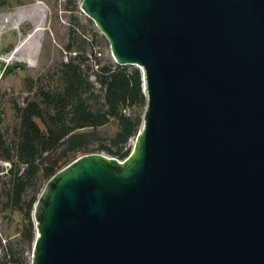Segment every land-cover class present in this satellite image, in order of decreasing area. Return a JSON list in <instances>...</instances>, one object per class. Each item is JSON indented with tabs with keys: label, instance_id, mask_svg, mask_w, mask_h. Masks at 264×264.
<instances>
[{
	"label": "water",
	"instance_id": "obj_1",
	"mask_svg": "<svg viewBox=\"0 0 264 264\" xmlns=\"http://www.w3.org/2000/svg\"><path fill=\"white\" fill-rule=\"evenodd\" d=\"M79 10L146 105L124 159L83 154L46 182L30 264H264V0Z\"/></svg>",
	"mask_w": 264,
	"mask_h": 264
},
{
	"label": "trees",
	"instance_id": "obj_2",
	"mask_svg": "<svg viewBox=\"0 0 264 264\" xmlns=\"http://www.w3.org/2000/svg\"><path fill=\"white\" fill-rule=\"evenodd\" d=\"M60 1L70 14L66 59L23 78L25 94L11 100V118L0 95V161L9 162L0 169V212L20 215L23 239L13 246L0 238V264H30L33 205L53 174L83 154L124 159L142 123L146 96L139 69L103 60V36L78 15V0Z\"/></svg>",
	"mask_w": 264,
	"mask_h": 264
},
{
	"label": "rangeland",
	"instance_id": "obj_3",
	"mask_svg": "<svg viewBox=\"0 0 264 264\" xmlns=\"http://www.w3.org/2000/svg\"><path fill=\"white\" fill-rule=\"evenodd\" d=\"M78 15L81 18L85 16L81 11ZM69 17L60 0H0V53L9 56L16 51L13 60L24 59L22 69L0 77V95L7 118L13 115L11 100H20V96L25 94L23 78L44 73L63 59ZM99 45L101 58L113 60L104 36ZM105 130L112 132L113 126H106ZM132 142L133 138L128 142L130 150ZM0 169L5 170L1 164ZM21 226V218L16 211L0 212L1 242L20 245L23 241Z\"/></svg>",
	"mask_w": 264,
	"mask_h": 264
},
{
	"label": "built area",
	"instance_id": "obj_4",
	"mask_svg": "<svg viewBox=\"0 0 264 264\" xmlns=\"http://www.w3.org/2000/svg\"><path fill=\"white\" fill-rule=\"evenodd\" d=\"M13 52L9 55V56H5L2 53H0V61H3L5 64H9L11 62H13V56H12ZM63 59H66V53L63 57ZM114 61V60H113ZM28 63V62H27ZM120 160V159H118ZM0 164L3 165V167L6 169L7 167H9V162L7 161H0Z\"/></svg>",
	"mask_w": 264,
	"mask_h": 264
},
{
	"label": "bare ground",
	"instance_id": "obj_5",
	"mask_svg": "<svg viewBox=\"0 0 264 264\" xmlns=\"http://www.w3.org/2000/svg\"><path fill=\"white\" fill-rule=\"evenodd\" d=\"M15 54H16V51L13 52L12 56L15 57L16 56Z\"/></svg>",
	"mask_w": 264,
	"mask_h": 264
}]
</instances>
